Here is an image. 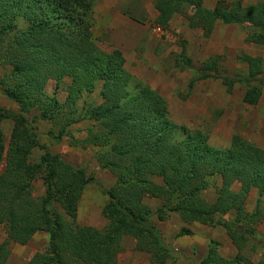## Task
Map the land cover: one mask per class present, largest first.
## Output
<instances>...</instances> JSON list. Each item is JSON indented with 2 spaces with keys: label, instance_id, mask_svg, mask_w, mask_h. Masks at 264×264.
<instances>
[{
  "label": "trees",
  "instance_id": "trees-1",
  "mask_svg": "<svg viewBox=\"0 0 264 264\" xmlns=\"http://www.w3.org/2000/svg\"><path fill=\"white\" fill-rule=\"evenodd\" d=\"M185 5L195 9L191 28L202 30L205 37L221 22L241 27L248 33L247 42L264 46V0L212 9L204 0H157L156 24L169 23ZM93 14L94 0H0V60L13 67V82L5 94L19 107L18 113L0 107V226L7 235L0 242V264H8L11 243L26 246L39 233L48 234L49 246L29 264H116L128 238L151 264H167L176 252L155 218L164 222L172 214L187 226L222 227L237 250L235 258H224L219 244L211 241L201 264H253L242 251L251 243L252 251H264L263 237L249 229L264 220L263 211L261 201L252 214L245 203L254 189L264 197V150L238 135L221 150L210 145L204 132L177 126L165 99L130 75L123 53H109L96 44ZM238 60L247 67L246 74L223 75L219 59L213 58L196 71L189 89L220 79L230 93L235 85L243 86L244 103L256 107L263 96L264 59L242 54ZM66 79L71 84L62 104L45 89L51 81L59 89ZM99 84L103 102L94 106L89 99L75 110ZM33 110L57 130L56 142L66 138L72 126L93 123L87 138L76 144L97 148L99 166L116 178L112 188L103 189L108 198L103 230L77 224L85 189L95 181L85 169L46 150L34 162L33 152L45 148L27 117ZM6 120L14 124L8 146L2 130ZM38 180L45 188L41 197L33 194ZM212 188L214 203L204 197ZM145 198L159 199L163 206L153 212ZM228 214L236 219L228 221ZM188 235L184 228L178 238ZM259 264H264V255Z\"/></svg>",
  "mask_w": 264,
  "mask_h": 264
},
{
  "label": "rangeland",
  "instance_id": "rangeland-1",
  "mask_svg": "<svg viewBox=\"0 0 264 264\" xmlns=\"http://www.w3.org/2000/svg\"><path fill=\"white\" fill-rule=\"evenodd\" d=\"M156 1L94 0L93 34L96 44L106 52L119 50L123 53L125 67L130 75L136 82L150 86L165 99L170 117L177 126L185 127L189 132H204L208 135L210 145L221 150L228 149L236 135L264 150V89L256 107L244 103L246 90L243 86L235 85L230 93L220 79H209L200 82L194 89H189V83L195 77L196 71L208 60L218 58L223 75H244L247 67L241 64L238 57L246 54L264 59V46L247 42L248 33L241 27L224 25L221 22L216 24L209 38L205 37L202 30L191 28L190 19L194 16L195 9L188 5L182 6L169 23L159 26L155 22L158 17ZM261 1L204 0V3L212 9L218 6L229 8L234 2L248 6ZM128 17L143 25V28L138 30L139 38L133 37L136 35V28L133 26L131 38L123 34L122 30L128 31L127 28L130 27L125 22ZM136 39L139 40L138 43ZM12 72L13 67L7 60H0V107L10 113H18L17 104L5 94L7 85L13 82ZM5 83L7 84L4 85ZM70 84L71 80L66 79L64 85L57 89L56 83L51 81L45 92L64 104ZM101 88L99 84L93 93L85 94L77 102L75 110L80 111L84 102L89 99L93 100L94 106H99L103 102L99 93ZM39 115L37 110L27 115L45 148L33 152L34 162L38 163L46 150L61 156L77 168L85 169L87 176L93 177L95 181L85 189L79 204L77 224L103 230L108 224L103 215V208L108 201L103 189L112 188L116 178L99 166L97 148H83L76 144L87 138V131L93 127V123L83 121L72 126L69 135L61 142H56L54 136L58 134L57 130L51 123L39 120ZM13 125L11 120H6L2 125L6 146L9 145ZM180 134L183 135V132ZM218 185L220 180H217ZM215 188L204 193L210 203L217 199ZM233 190L238 191L239 186ZM44 192L43 182L38 180L33 194L41 197ZM260 201L264 219V197L256 189L248 195L245 210L252 214ZM146 203L153 212L161 208L159 201L148 200ZM224 218L228 221L236 219L235 214H228ZM155 223L166 242L176 252L175 259L167 264H201L208 254L211 241L219 244V252L224 258L232 259L237 255L236 248L222 227L212 228L200 224L187 226L176 214L170 215L164 222L155 218ZM184 228H187L191 235L178 238ZM252 228L264 240V220L249 227L251 230ZM6 239V231L0 226V242ZM253 245L249 244L242 252L253 264H259L264 251H252ZM48 246L49 237L46 233L35 235L26 246L11 243L8 264H29L36 253L45 252ZM135 246L134 239H125L123 252L116 264H151L149 256L137 252Z\"/></svg>",
  "mask_w": 264,
  "mask_h": 264
},
{
  "label": "crops",
  "instance_id": "crops-1",
  "mask_svg": "<svg viewBox=\"0 0 264 264\" xmlns=\"http://www.w3.org/2000/svg\"><path fill=\"white\" fill-rule=\"evenodd\" d=\"M139 9H137V11H138ZM120 13H122L121 11H120ZM125 22L127 23V24H129L130 25V27L129 28H127V30L128 31H125V30H122V32H123V34H125V36L127 37V38H131V35H133V29L134 28H136V35H134L133 37H135V38H139V32H138V30H140L141 28H143V25H141V24H139L138 22H136L134 19H131L130 17H128V19L127 20H125ZM134 28H133V27ZM136 40H138V39H136ZM139 42V40L137 41V43ZM94 148V147H93ZM154 182L157 184V185H162V179L161 178H158V177H155L154 178ZM148 200H156V201H159L160 202V206L162 207L163 206V202L162 201H160L159 199H154V198H145V200H144V202H145V204L147 205V203H146V201H148ZM149 206V205H148ZM152 210V209H151Z\"/></svg>",
  "mask_w": 264,
  "mask_h": 264
}]
</instances>
